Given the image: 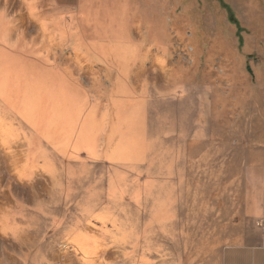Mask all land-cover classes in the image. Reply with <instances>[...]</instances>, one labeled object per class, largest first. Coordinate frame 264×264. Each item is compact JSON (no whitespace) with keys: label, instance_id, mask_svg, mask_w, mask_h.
Masks as SVG:
<instances>
[{"label":"rangeland","instance_id":"obj_1","mask_svg":"<svg viewBox=\"0 0 264 264\" xmlns=\"http://www.w3.org/2000/svg\"><path fill=\"white\" fill-rule=\"evenodd\" d=\"M77 2L40 71L0 56V264H214L264 187V0Z\"/></svg>","mask_w":264,"mask_h":264},{"label":"crops","instance_id":"obj_2","mask_svg":"<svg viewBox=\"0 0 264 264\" xmlns=\"http://www.w3.org/2000/svg\"><path fill=\"white\" fill-rule=\"evenodd\" d=\"M79 9L77 0H0V56L5 64L26 73L40 71L31 69L23 46L18 50L20 39H29L31 27L37 38H44L45 34L55 37L58 24L69 22L71 14H77ZM263 207L264 187L256 205L243 209L244 230L230 224L229 234L216 247L214 264H264V245L256 226Z\"/></svg>","mask_w":264,"mask_h":264},{"label":"built area","instance_id":"obj_3","mask_svg":"<svg viewBox=\"0 0 264 264\" xmlns=\"http://www.w3.org/2000/svg\"><path fill=\"white\" fill-rule=\"evenodd\" d=\"M256 226L261 232L262 243L264 245V207H263L262 216L257 220Z\"/></svg>","mask_w":264,"mask_h":264},{"label":"trees","instance_id":"obj_4","mask_svg":"<svg viewBox=\"0 0 264 264\" xmlns=\"http://www.w3.org/2000/svg\"><path fill=\"white\" fill-rule=\"evenodd\" d=\"M226 8H228V7L226 6ZM229 16H230L231 22L233 24H235L236 26H238V23H237L236 19L234 18L233 14H232V12L230 10H229ZM238 29H239V27H238Z\"/></svg>","mask_w":264,"mask_h":264},{"label":"bare ground","instance_id":"obj_5","mask_svg":"<svg viewBox=\"0 0 264 264\" xmlns=\"http://www.w3.org/2000/svg\"><path fill=\"white\" fill-rule=\"evenodd\" d=\"M25 86H26V85H25ZM1 89H2V88H1ZM28 91H29V90H28ZM16 92H17V90H16ZM20 92H21V91H20ZM53 92H54V91H53ZM8 93H9V92H8ZM13 94H14V93H13ZM16 94H17V93H16ZM23 95H24V94H23ZM8 96H9V95H8ZM3 99H4V98H3ZM48 99H49V98H48ZM46 100H47V99H46ZM64 103H65V102H64ZM67 105H68V104H67ZM67 105H66V106H67ZM64 109H65V108H64ZM70 111H71V110H70ZM72 113H73V112H72ZM77 113H78V112H77ZM73 117H74V116H73ZM87 122H88V121H87ZM90 123H91V122H90ZM81 124H82V123H81ZM90 125H91V124H90ZM97 126L99 127V125H97ZM93 127H94V126H93ZM75 128H76V127H75ZM89 128H90V127H89ZM86 129H87V128H86ZM94 129H95V127H94ZM99 129H100V128H99ZM73 132H74V131H73ZM73 132H72V133H73ZM93 132H94V131H93ZM95 134H96V133H95ZM71 136H72V135H71ZM74 142H75V141H74ZM65 145H66V144H65ZM122 153H123V152H122ZM116 156H117V155H116ZM116 156H115V157H116ZM121 156L123 157V155H121ZM122 157H121V158H122ZM118 158H119V157H118ZM121 158H119V159H121ZM119 162H120V161H119ZM79 235H80V234H79ZM80 236H81V235H80ZM81 238H82V237H81ZM85 240H86V239H85ZM86 244H88V243H86Z\"/></svg>","mask_w":264,"mask_h":264}]
</instances>
